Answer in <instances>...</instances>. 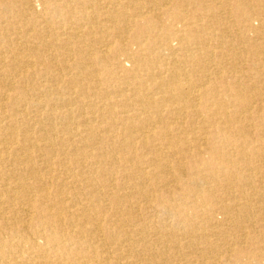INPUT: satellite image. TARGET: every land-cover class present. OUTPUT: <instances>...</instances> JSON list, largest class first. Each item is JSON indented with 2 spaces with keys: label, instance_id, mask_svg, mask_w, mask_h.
Segmentation results:
<instances>
[{
  "label": "bare ground",
  "instance_id": "bare-ground-1",
  "mask_svg": "<svg viewBox=\"0 0 264 264\" xmlns=\"http://www.w3.org/2000/svg\"><path fill=\"white\" fill-rule=\"evenodd\" d=\"M263 260L264 0H0V264Z\"/></svg>",
  "mask_w": 264,
  "mask_h": 264
},
{
  "label": "rangeland",
  "instance_id": "rangeland-1",
  "mask_svg": "<svg viewBox=\"0 0 264 264\" xmlns=\"http://www.w3.org/2000/svg\"><path fill=\"white\" fill-rule=\"evenodd\" d=\"M264 260L261 262V264H263Z\"/></svg>",
  "mask_w": 264,
  "mask_h": 264
}]
</instances>
